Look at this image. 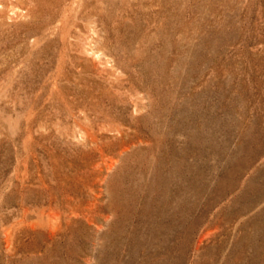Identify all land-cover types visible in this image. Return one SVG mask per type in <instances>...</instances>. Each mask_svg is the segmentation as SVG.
I'll use <instances>...</instances> for the list:
<instances>
[{
  "label": "rangeland",
  "instance_id": "374dc122",
  "mask_svg": "<svg viewBox=\"0 0 264 264\" xmlns=\"http://www.w3.org/2000/svg\"><path fill=\"white\" fill-rule=\"evenodd\" d=\"M0 264H264V0H0Z\"/></svg>",
  "mask_w": 264,
  "mask_h": 264
}]
</instances>
